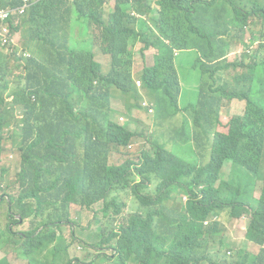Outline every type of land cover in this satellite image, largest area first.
<instances>
[{"label": "trees", "instance_id": "obj_1", "mask_svg": "<svg viewBox=\"0 0 264 264\" xmlns=\"http://www.w3.org/2000/svg\"><path fill=\"white\" fill-rule=\"evenodd\" d=\"M33 1L18 43L10 47L0 39V158L7 138L20 154L18 196L10 197L19 217L6 213L0 249L17 246L29 264H264V247L253 255L228 240L232 224L244 217L247 238L264 243V0ZM20 4L0 0V7ZM157 11L159 17L149 21ZM73 19L80 29L76 38L71 30L63 33ZM245 25L257 30L250 61L244 51L239 58L248 69L233 79L239 88L222 83L223 74L211 81L209 73L232 66L227 42L239 37L244 43ZM143 42L159 49L142 80L154 97V118H170L167 130L183 132L202 111L215 112L213 102L228 115L233 101L223 96L239 98L228 133L215 130L210 147L195 134L187 138L195 143L197 162L158 144L136 161L110 163L133 135L114 119L113 91L143 110V91L127 57L130 47ZM95 43L111 56L107 72L94 58ZM185 65L201 76L190 86L176 80ZM207 87L211 97L204 100ZM228 160L237 177L225 181L221 171ZM4 173L9 170L1 166L0 190ZM257 180L263 181L259 196ZM72 203L88 209L101 204L93 219L99 226L86 241L101 256L89 262L72 259L71 244L56 231ZM45 215L46 229L23 232V244L11 238L21 219ZM0 264L12 263L5 257Z\"/></svg>", "mask_w": 264, "mask_h": 264}, {"label": "rangeland", "instance_id": "obj_2", "mask_svg": "<svg viewBox=\"0 0 264 264\" xmlns=\"http://www.w3.org/2000/svg\"><path fill=\"white\" fill-rule=\"evenodd\" d=\"M230 3V0H227ZM159 11L155 12L148 16V20L154 23V19L159 17ZM94 30V28H92ZM71 30L72 35L74 38L78 37L79 35V27L78 24L75 23L74 19L70 20L66 23L63 28V33L65 31ZM257 30V28L249 27L248 25L244 26V31L242 32L243 38L247 41L248 45L245 47L244 41L236 39L232 40L231 43L227 42L229 45V54L228 58L231 60L235 55L244 51L246 54V62L250 61L249 58V51H250V41L253 36V31ZM256 44H253L255 47ZM242 49L240 52H235L237 50ZM6 51V50H4ZM159 53V49L157 46L149 45L147 43H139L134 47L129 48L128 58L132 60V75L136 79V83L138 87L142 88L144 85V81L142 80V72L146 66H154L156 57ZM93 54L95 60L103 64V70L107 72L110 69L111 65V56L109 53H104L101 49L99 43H95L93 46ZM190 64V63H185ZM217 69V68H216ZM210 74V73H209ZM223 74V81L222 83L228 82L232 88H239L236 82H232L229 79V75L227 72H216L215 74H210L208 77L211 81L214 80V77ZM261 77L264 78V65L261 70ZM11 79H14L11 76ZM141 81V85H140ZM219 84V83H217ZM216 83L212 85V88H215ZM140 85V86H139ZM259 85L253 87V91H251V97L254 96L256 90L258 89ZM141 91V90H140ZM143 100L141 101L142 104L145 101H148L155 107L154 97L151 94V91L147 89H143ZM211 97L210 95V88H206V94L204 100L206 98ZM225 101H236L237 99H229L223 96ZM112 102H113V109L115 113H118L114 116V119L117 123L121 125H125L129 130L133 132L130 141H134L131 144V147L124 148L123 152H120L117 155L112 154L110 156V163L111 164H120L126 159H132L136 161L138 159V155L143 147H146V150L153 151L157 148V145H162L169 149L170 151L178 154L179 156L197 162L195 160L196 155V147L193 140H189L187 138H192L193 134L197 135L201 140H204L210 147L212 138L214 137L215 130L222 131L227 133L229 131L230 122L234 118L233 116L237 113L235 106H232L230 109V113L225 115L222 110L213 102L212 106L214 108L212 112L208 108L202 111V117L198 120L192 119L189 123L185 126V130L183 132L167 130L168 123L170 118H166L167 122L164 123L161 119L162 117L154 118V113H150L149 111L139 110V106H136V101H132L129 103V99L122 93L117 91H113L112 93ZM148 110V109H146ZM171 114H176L175 120L177 122H183L184 117L181 112L176 110L171 111ZM121 115L128 117L129 122L125 123V120H121ZM172 121V120H171ZM213 126L209 129L211 136L208 137L205 133L208 127ZM11 128L8 127L6 129V136L10 135ZM164 132V133H163ZM140 133H143L141 135ZM162 133V134H161ZM5 150L0 158V167H4L9 170V173H4L3 177V186L0 190V198L3 203L0 205V229L3 231L8 223V219L6 218V213H11L15 217H19L18 211L15 207L10 206V197H17L18 196V184L15 182V172L18 167V163L20 161V154L13 146L12 140L7 138L5 140ZM207 156H202L203 164H207V160L209 159V152H206ZM235 166L231 160H228L225 166L221 171V176L224 178L225 181H230L236 179L235 174ZM257 190L255 192L256 196H259L261 193V189L263 187V181L257 180ZM6 189L7 192L3 193ZM176 193H170V196H175ZM126 192L121 194V201H125ZM182 198V195H181ZM101 208V204H96L92 208L88 209L86 206H79L75 203L68 204L66 206L67 213L65 215H69L68 217L62 222V228H57V232L60 235H63L67 239V243L71 244L70 253L71 258L77 261V259L82 260L84 262H89L94 256L100 257L101 254L96 249L92 248L91 246L87 245L86 241L88 240L89 234L94 233L97 230L99 224L94 222V211H99ZM129 209H126L128 212ZM99 218H103L102 214L99 215ZM246 218V217H245ZM108 219V217L106 218ZM46 222V215L42 218L36 219H21V221L17 222L15 228L17 229V233H15L11 238L20 239L21 244L24 242V237L22 235L23 232L36 229V232H39L43 229ZM247 224L243 218H240L237 222H234L229 230L230 238L229 243L233 246L241 247L243 252L251 253L253 255H257L261 250V244L256 243L255 241H250L245 239L246 230L244 229L245 225ZM88 227V228H87ZM15 245L5 246L3 249H0V260L4 259L5 257L12 263V264H29L27 259H23L18 255V250ZM107 253H111L110 249L102 250ZM97 261V260H94Z\"/></svg>", "mask_w": 264, "mask_h": 264}, {"label": "built area", "instance_id": "obj_3", "mask_svg": "<svg viewBox=\"0 0 264 264\" xmlns=\"http://www.w3.org/2000/svg\"><path fill=\"white\" fill-rule=\"evenodd\" d=\"M32 3V0H22V4L18 6H7L0 8V39L3 42L9 44L10 47H13L15 44L18 43L11 36V31L13 29L12 24L15 25L18 23L20 18L26 13ZM142 106L143 108L148 109L150 113L154 112V109L150 106L147 101H145ZM120 119L125 120V123L128 122V117H125L123 115H121Z\"/></svg>", "mask_w": 264, "mask_h": 264}, {"label": "clouds", "instance_id": "obj_4", "mask_svg": "<svg viewBox=\"0 0 264 264\" xmlns=\"http://www.w3.org/2000/svg\"><path fill=\"white\" fill-rule=\"evenodd\" d=\"M33 1V0H32ZM1 8V7H0ZM25 15V14H24ZM23 15V16H24ZM22 16V17H23ZM22 17L20 18V20L18 21V23L17 24H15V25H13L12 24V26H13V29H12V31H11V36H12V38L13 39H15L17 42H18V40L22 37V35H23V32H22ZM242 49H240V50H237V51H235V52H240ZM241 53H242V51L240 52V53H238L237 55H235L232 59H231V65L232 66H230V67H228V68H232L233 69V73L231 72V74H230V79H231V81L232 82H234V77L239 73V74H244V73H247L248 72V69L246 68V66L242 63V62H239V58H240V55H241ZM233 65H235V66H233ZM226 68V67H225ZM227 68V69H228ZM238 70H240L239 72H238ZM218 72H222L223 71V66H221L218 70H217ZM177 75V74H176ZM176 80L177 81H179V77H178V75H177V78H176ZM180 82V81H179ZM143 88H146V87H144V85H143V87H142V89ZM148 102V101H147ZM149 103V102H148ZM150 104V103H149ZM150 106L155 110V108H154V106L152 105V104H150ZM144 110L145 111H148V110H146L145 108H144ZM154 113V112H153ZM129 122V121H128ZM127 122V123H128ZM141 135H143V133H140ZM132 142H134V141H131L130 142V144L127 146V147H131V144H132ZM127 147H124V148H127ZM143 151H146V147H144L143 148V150L139 153V156L141 157L142 156V152ZM125 163V162H124ZM136 165L135 164H133V169H134V167H135ZM188 199V196L187 195H185V194H183L182 195V200H184V201H186ZM205 225H208V221H206L205 222ZM246 234H247V230H246V233H245V239H248L247 238V236H246ZM249 240V239H248ZM251 241V240H250ZM261 247H264V243H263V245L261 246Z\"/></svg>", "mask_w": 264, "mask_h": 264}, {"label": "crops", "instance_id": "obj_5", "mask_svg": "<svg viewBox=\"0 0 264 264\" xmlns=\"http://www.w3.org/2000/svg\"><path fill=\"white\" fill-rule=\"evenodd\" d=\"M230 63H231V60H230ZM223 71H225V72L228 73L229 79H230V74H231V72L233 73V69L232 68H228L227 69V68L223 67ZM239 71L240 70H238V72ZM177 75L179 77L180 85H183V86H190L192 83H195L196 81H198L201 78V76L199 75V73L197 71L190 70V67L189 66H186V65L185 66H182V67H178ZM209 75L210 74H208V76ZM143 89H147V88H143ZM143 89H142V91H143ZM237 99H239V98H237ZM231 105H233V106H235L237 108L240 106V104H239L238 101H233ZM128 121H129V119H128ZM211 127H213V126L208 127V129H206V131H205V133H206V135L208 137L211 136V133L209 132V129ZM220 132H222V131H220Z\"/></svg>", "mask_w": 264, "mask_h": 264}]
</instances>
